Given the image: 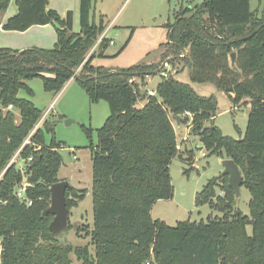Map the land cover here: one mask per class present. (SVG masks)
Listing matches in <instances>:
<instances>
[{"label": "trees", "instance_id": "obj_1", "mask_svg": "<svg viewBox=\"0 0 264 264\" xmlns=\"http://www.w3.org/2000/svg\"><path fill=\"white\" fill-rule=\"evenodd\" d=\"M11 1L0 0V15ZM15 1L18 14L7 19L3 29L25 32L52 25L57 42L53 49H0V264H73V255L82 264H264V10L260 16L252 11L251 0H204L181 10L174 24L168 23L160 63L112 70L97 66L96 59L118 57L135 30L123 48L109 56L108 37L92 50L108 27L103 17L98 23L92 17V0H80V32L73 27L74 12L62 18L46 9L50 0ZM167 60L173 69L183 63L181 71L188 69L192 85L213 84L234 107L246 106L250 114L244 138L227 137L211 124L219 110L217 97L200 95L172 73L163 75ZM158 74L162 81L157 95L151 96L145 90L146 79ZM38 78L53 96L75 79L92 101L108 103L111 112L97 130V144L89 145L94 220L85 246L56 238L49 230L54 217L44 213L63 166L61 143L49 119L36 130L32 144L22 148L24 174L16 164L8 166L45 115L31 99L19 97L21 90L33 96L29 82ZM177 116L181 123L191 120L192 135L200 138L210 156L238 164L243 187L251 194L250 215L236 208L226 176L214 178L196 194L197 206L209 205L222 217L180 221L174 227L153 219V206L173 198L170 168L179 151ZM86 131L91 140L94 129ZM24 177L32 206L16 195ZM219 186L223 195L216 194ZM75 192L72 186L66 192L69 210L77 206L73 196L83 200L86 191L82 197Z\"/></svg>", "mask_w": 264, "mask_h": 264}, {"label": "rangeland", "instance_id": "obj_2", "mask_svg": "<svg viewBox=\"0 0 264 264\" xmlns=\"http://www.w3.org/2000/svg\"><path fill=\"white\" fill-rule=\"evenodd\" d=\"M203 1L92 0V17L95 22L98 23L100 18L103 17L107 22V26L111 22L116 25L110 29L108 35L114 43L107 50L109 55L117 54L126 44L132 30H135L130 45L122 54L116 58L96 59L95 64L112 70H123L144 62L160 63L162 60L161 52L165 51L162 45L168 42V29L166 27L168 23L174 24L176 15L181 10L195 8L201 5ZM79 4L80 0H50L46 9L55 10L62 18L66 17L67 13L72 10L74 12L73 27L75 32H80ZM250 4L252 11L260 16L264 10V0H251ZM16 14H18V8L16 1L12 0L6 11L1 13L0 22L4 18L7 19ZM2 31L5 34L0 33V48L13 49L14 47L9 45L11 44L10 36H6L7 33L13 31L5 29ZM47 41L48 43H43L44 46L38 45L37 47L53 49L57 39L54 43ZM92 50L96 49L93 48ZM92 50L89 53L93 52ZM183 66V63L180 62L175 67L177 69H173L170 63L165 61L162 63L161 70H165V74L172 73L181 81L192 85L188 69L181 71ZM175 70L179 72L175 74ZM146 81L145 90L156 92L158 84L162 81V76L158 74L156 77H148ZM29 86L33 90V96L29 97L26 91L21 90L19 93L20 98L31 99L37 107L44 111L53 104L46 117L54 125L56 141L61 143L59 152L63 157V166L58 174L59 180L69 182L76 191L75 195L82 197L81 195L84 193L82 191H86L83 200L73 196V199L77 201V206L69 210L71 230L63 232L64 236L67 237L66 243L76 247L77 245L85 246L90 243L91 237L88 236L87 229L91 231L94 220L93 164L89 145L91 142L93 145L97 144V130L104 125L110 116L108 103L92 101L77 80L69 86H65L66 88L59 92L58 96L46 92L40 78L30 81ZM195 90L202 96L210 97V95H214L217 97L219 110L211 124L219 127L227 137L230 136L236 140L244 138L248 126V109L246 106L235 108L229 97L224 92L219 91L213 84H201ZM142 101L138 102L139 107H142L144 102ZM16 115L19 121L20 116L17 112ZM189 117L192 119V116ZM67 120L72 123L68 125ZM211 124L208 123L207 126H211ZM174 125L179 151L176 157L172 159L170 168L174 187L173 198L159 201L153 206L151 211L153 219L164 220L169 226L174 227L180 221L207 222L209 218L222 217L221 212L211 210L209 205L197 206L196 194L202 191L214 178L220 177L224 170V159L216 155L210 156L200 138L192 135L191 120L188 123L180 124L174 120ZM86 128L94 129L91 140L87 135ZM23 165L24 162L21 160L16 164L18 169ZM216 194L223 195L221 186L216 188ZM241 194L242 197L236 208L248 216L250 215L251 194L244 187H242ZM249 232H252L251 227H249ZM90 250L94 252L93 248ZM72 261L73 264H82V261L75 255L72 256Z\"/></svg>", "mask_w": 264, "mask_h": 264}, {"label": "water", "instance_id": "obj_3", "mask_svg": "<svg viewBox=\"0 0 264 264\" xmlns=\"http://www.w3.org/2000/svg\"><path fill=\"white\" fill-rule=\"evenodd\" d=\"M232 65L235 66L237 61L236 52L230 54ZM170 60H167L169 63ZM234 70L237 71V68L234 67ZM2 109L0 108V120L2 118ZM247 114H250V111H247ZM175 120L180 124L182 118L180 116L175 117ZM72 122L67 120V124L70 125ZM223 172L220 177H229V187L232 188L235 194V203L236 206L239 203L240 198L242 197V187L244 182V177L238 166V164L232 159H224L223 162ZM70 183L67 181H58L54 184L51 189V205L45 210V215H51L54 217L53 221L49 226L50 232L59 240L67 241V237L64 236L63 232L70 231V216L69 209L67 207L66 192L70 188Z\"/></svg>", "mask_w": 264, "mask_h": 264}, {"label": "crops", "instance_id": "obj_4", "mask_svg": "<svg viewBox=\"0 0 264 264\" xmlns=\"http://www.w3.org/2000/svg\"><path fill=\"white\" fill-rule=\"evenodd\" d=\"M72 11V10H70ZM69 11V12H70ZM17 15V14H16ZM14 15V16H16ZM79 16H80V11H79ZM13 17V16H11ZM10 18V17H9ZM7 18V19H9ZM7 19H3L1 20L0 22V33L1 34H5L3 33L4 31H2V26H3V23L7 20ZM116 25L115 24H112V22L108 25V28L106 30V37L109 38V32H110V29L112 27H115ZM11 34V35H9ZM13 34V35H12ZM10 36L9 38L11 39V44H9L10 46H13L14 50H25V49H29V48H34V47H37L38 45H43V43H48L47 40H49V43H54V41H56L57 39V30H56V27L52 26V25H44V26H41V27H32L31 29L23 32V33H13V32H10V33H7L6 36ZM111 39V38H109ZM112 40V39H111ZM113 41V40H112ZM13 43V44H12ZM3 48V47H2ZM0 48V49H2ZM97 49V48H96ZM107 55H109L107 52H106ZM113 54H110L109 56H112ZM175 72V71H174ZM180 75V74H179ZM178 75V76H179ZM75 81V79H72V81H70L68 83L67 86H69L70 84H72L73 82ZM198 85H201V84H193L192 87H194V89H196V87H198ZM203 85V84H202ZM210 85V84H209ZM66 86V87H67ZM65 87V88H66ZM64 88V89H65ZM59 95V94H58ZM57 95V96H58ZM143 102V101H142ZM145 102H143V105H144ZM53 104H51L47 109L46 111H48L51 107H52ZM236 108V107H235ZM48 119V117H47ZM181 123V122H180Z\"/></svg>", "mask_w": 264, "mask_h": 264}, {"label": "built area", "instance_id": "obj_5", "mask_svg": "<svg viewBox=\"0 0 264 264\" xmlns=\"http://www.w3.org/2000/svg\"><path fill=\"white\" fill-rule=\"evenodd\" d=\"M107 30V29H106ZM106 30L104 32V34L100 37V39L98 40L96 46L94 47V49H96L100 42L102 41L103 38L106 37ZM111 44H114L113 41H111ZM169 72V71H168ZM163 75H167L165 73H163ZM147 93L151 96H156L157 93L152 91V90H149L147 91ZM9 109L12 110L13 109V106L10 105L9 106ZM47 112H45V115L44 117L39 121V123L36 125V127L34 128L33 132L26 138V140L24 141V143L22 144V147L20 148V150L13 156V158L11 159V161L9 162L8 166L11 165V164H17L19 162V155L22 151V148L25 146V145H30L32 144L31 143V138L32 136L36 133V130L39 128L40 124L42 123V121H44L47 117ZM189 116H191L190 114H188ZM29 161H32V158H29ZM19 170L21 171L22 174H24L25 172V166H21L19 168ZM29 186V184L26 182V179L24 177L23 179V182H22V185L17 189V192H16V195H17V198L19 199V201L21 202H25L28 206H32L34 204L33 200H31L30 198L27 197V194H26V190H27V187ZM146 264H151V261H147Z\"/></svg>", "mask_w": 264, "mask_h": 264}]
</instances>
